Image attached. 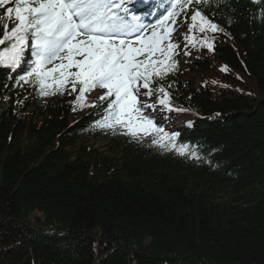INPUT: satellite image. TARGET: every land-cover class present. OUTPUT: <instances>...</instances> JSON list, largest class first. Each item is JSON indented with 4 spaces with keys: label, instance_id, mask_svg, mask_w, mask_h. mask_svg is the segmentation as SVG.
Returning <instances> with one entry per match:
<instances>
[{
    "label": "trees",
    "instance_id": "1",
    "mask_svg": "<svg viewBox=\"0 0 264 264\" xmlns=\"http://www.w3.org/2000/svg\"><path fill=\"white\" fill-rule=\"evenodd\" d=\"M202 11L226 34L179 42L161 81L197 115L171 131L195 155L124 141L99 106L74 111L21 81L28 65L0 68V264H264V0Z\"/></svg>",
    "mask_w": 264,
    "mask_h": 264
},
{
    "label": "snow or ice",
    "instance_id": "2",
    "mask_svg": "<svg viewBox=\"0 0 264 264\" xmlns=\"http://www.w3.org/2000/svg\"><path fill=\"white\" fill-rule=\"evenodd\" d=\"M210 4L168 0L157 15L163 5L150 6L151 0H0V68L15 72L28 65L20 80L40 97L71 95L74 111L102 109V129H125L123 134L134 141L150 138L151 145L162 150L195 155L187 144L177 145L178 132H166L145 112H155L157 104L168 112L187 111L172 106L171 85L161 81L178 68V21L188 26L186 46L213 50L215 35L206 33L226 34L202 11ZM144 6L148 10L138 14L137 8ZM150 16H156L155 21L145 23ZM196 31L206 35L198 38ZM97 90L96 101L90 102L88 96ZM154 96V103L142 100Z\"/></svg>",
    "mask_w": 264,
    "mask_h": 264
},
{
    "label": "rangeland",
    "instance_id": "3",
    "mask_svg": "<svg viewBox=\"0 0 264 264\" xmlns=\"http://www.w3.org/2000/svg\"><path fill=\"white\" fill-rule=\"evenodd\" d=\"M192 75H189L188 78H191ZM99 90H97L96 92H93L89 98L90 100H94V99H97V96L99 95ZM142 100H146L148 103H154L156 102L157 100V97L154 96L152 98H147V97H142ZM147 111H150V110H147ZM174 114H175V124L177 126H180V124H183V122H185L187 119H188V116L186 114H184L183 112L179 111H172ZM160 114H164V115H160V117H164L165 116V112L163 110H160ZM159 118V117H158ZM120 130V135L121 137H126L128 135H125L123 134L126 130L125 129H119ZM111 141L110 139L108 138H98V140H95L94 142V146L101 150L102 152L103 151H107V149L109 148L110 146Z\"/></svg>",
    "mask_w": 264,
    "mask_h": 264
}]
</instances>
